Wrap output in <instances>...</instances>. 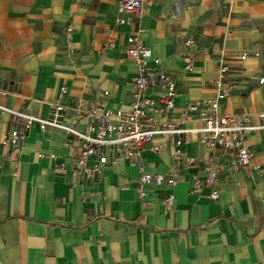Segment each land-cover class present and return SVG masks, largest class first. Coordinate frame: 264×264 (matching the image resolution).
<instances>
[{"label":"crops","instance_id":"crops-1","mask_svg":"<svg viewBox=\"0 0 264 264\" xmlns=\"http://www.w3.org/2000/svg\"><path fill=\"white\" fill-rule=\"evenodd\" d=\"M118 1L0 0V105L46 118L61 103L63 121L81 130L67 108L78 99L127 111L138 69L125 50L136 37L159 59L146 70L175 83L174 107L147 114L193 131L179 146L155 139L162 148H145L136 163L106 146L100 172L77 174L73 135L34 125L14 150V116L0 109V264H264V129L245 135L252 157L237 167L234 150L200 143L195 114L182 120L186 103L215 97L225 63L232 90L217 112L260 122L264 0H142L124 24ZM95 165L90 158L85 166ZM140 165L177 182L141 183Z\"/></svg>","mask_w":264,"mask_h":264},{"label":"built area","instance_id":"built-area-1","mask_svg":"<svg viewBox=\"0 0 264 264\" xmlns=\"http://www.w3.org/2000/svg\"><path fill=\"white\" fill-rule=\"evenodd\" d=\"M119 8L124 17L118 22L124 24L137 14L142 8V0H119ZM130 46L125 50L129 59L137 66V75L133 78V94L127 111L110 110L105 107L102 99L92 102L76 100L67 108L78 122L84 124V128L78 129L75 125H68L62 119L65 106L61 103L54 105L50 115L46 118L37 117L31 113L16 111L0 105V109L8 111L14 116L15 130L8 142L14 150H17L22 139L29 129L36 125L40 130L47 128L58 129L73 135L79 143L78 157L74 163V171L77 174L91 175L93 172H100L101 165L106 162L104 148L106 146L115 147L119 155L128 159L131 163H136L145 148H150L157 152L161 145L155 144V139L161 137L167 139L172 145L179 146L192 129L185 128L182 121L164 120L154 122L147 114L150 107L156 109V114L170 111L174 107L175 83L172 77L164 72L147 71L146 63L152 60L155 65H159L150 47L136 43V37L128 38ZM187 45L192 44L189 40ZM241 55L240 58H245ZM189 62V59H186ZM187 68L190 64L187 63ZM229 67L222 63L219 67L218 90L211 100L190 101L185 104L182 112V120L188 119L195 114L200 121V125L194 129L200 135V143L208 148L220 147L224 151L234 150L236 155V166L243 167L250 164L252 154L244 145L245 135L256 129H264V112L258 113L260 122L252 124L248 113L219 114L217 112L220 100L227 98L232 90L231 84L225 80ZM261 81V80H260ZM149 87H157L162 90L156 98L152 99L145 95ZM65 88L60 89L63 94ZM104 92V96H107ZM179 150L174 151V158L179 159ZM95 158L97 165L93 169L86 168V161ZM188 163H194V157H187ZM141 183L154 182L157 185L168 184L174 186L177 179L173 173H161L146 171L139 166ZM206 172V182L211 184L214 177L211 166L204 163ZM211 198L217 197V191H212ZM173 196L170 195L165 200L170 206Z\"/></svg>","mask_w":264,"mask_h":264}]
</instances>
